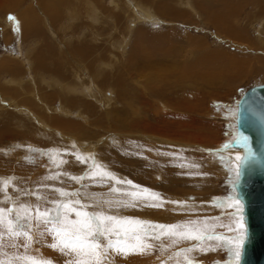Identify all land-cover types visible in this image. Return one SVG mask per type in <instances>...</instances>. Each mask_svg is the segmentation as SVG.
Wrapping results in <instances>:
<instances>
[{"label":"rangeland","instance_id":"rangeland-1","mask_svg":"<svg viewBox=\"0 0 264 264\" xmlns=\"http://www.w3.org/2000/svg\"><path fill=\"white\" fill-rule=\"evenodd\" d=\"M12 2L0 0V208L27 207L32 219L21 229L32 239L10 237L0 225V259L27 264L16 258L32 256L75 264V252L49 247L54 243L51 226L36 219L37 209L55 216L58 203L71 202V208L83 212L152 221L140 226L106 222L114 228L108 239L135 247L108 248L101 264L234 261L229 239H181L153 225H179L180 232L185 226L203 229L237 244L234 238L243 235L236 258L241 264L248 216L241 198L234 199L236 205H223L236 197L237 180L216 153L223 156L243 143L234 134L233 117L238 119L237 108L249 90L264 88V0ZM145 9L151 18H145ZM151 35L169 37L162 62L157 55L145 57ZM189 63L199 72L191 82L180 83L179 69ZM199 63L204 69L195 66ZM155 76L158 80L151 79ZM162 92L165 98H159ZM193 92L196 128L184 125L180 131L189 130L194 139L170 140L153 150L158 122L147 112L169 97L177 105L191 100L184 96ZM145 114L149 119L140 120ZM64 212L73 221L86 219ZM5 215L14 219L15 211ZM100 243L107 240L101 237Z\"/></svg>","mask_w":264,"mask_h":264},{"label":"snow or ice","instance_id":"snow-or-ice-1","mask_svg":"<svg viewBox=\"0 0 264 264\" xmlns=\"http://www.w3.org/2000/svg\"><path fill=\"white\" fill-rule=\"evenodd\" d=\"M10 19H15L14 17H9ZM244 143H247V137H242ZM79 158V157H78ZM237 162H242L243 158L241 155L237 154L235 157ZM98 167V166H97ZM240 164L237 163L235 165L236 176L239 177L240 173L238 171ZM99 173H93L96 175ZM104 175H111L110 173H103ZM8 182L5 181V184ZM131 183V182H129ZM145 192L148 190L145 189ZM61 195H68V193L61 191ZM133 195H137L133 193ZM153 196H158V194L153 193ZM78 203V201H77ZM152 206H159V205H152ZM64 209H68L69 211H75L77 217L83 216L86 219L84 220H70L68 216L65 214ZM15 211V218L10 219L5 214L7 213L9 216ZM32 219L29 209L25 206H21L19 209H3L0 208V225L5 226L6 232L10 237H17L23 235L26 237L28 241H31V236L27 231H23L21 229V223L27 222ZM36 219L44 223L45 225H50L51 227L48 228L53 234L54 243L50 244L49 247L54 249H58L61 252H65V249H68L66 254H71L73 252L76 253L77 259L75 264H101L103 259V253L108 248H116L117 250L122 251V246L127 247H135L133 245H128L126 240H112L108 239L109 234L114 232L113 227L106 226V222H115L117 225L129 223V218H116L113 216L105 215L103 212H83L78 209L71 208V202L68 203H58L57 208L55 209V216H52V210H45L44 212H40L39 209L36 211ZM136 225H147L151 222L147 221H134ZM30 227V224L28 225ZM154 228H162L167 230V234L178 236L181 239H196L203 241L205 238L208 240L216 239H229L230 247L229 251L232 254L234 261L228 262V264H238L236 262V258H238L241 254L242 246H243V235H238L235 237V240H239L240 243L236 244L232 241L231 238H225L221 236H214L203 229H195L188 228L185 226V231H176L180 226L179 225H153ZM208 226L205 225V228ZM242 227V224L238 226ZM117 236L120 235V232H115ZM127 234V233H125ZM4 233L0 232V240L3 239ZM104 237L107 240V244H101L100 238ZM137 241H141V236L137 235L135 237ZM178 241H173L176 243ZM27 248L29 245L26 243L23 245ZM148 247V245H145ZM211 248L201 247L202 251H207ZM212 250H215L212 248ZM182 251H191V249H184ZM17 260L27 262V264H51L49 260H41L37 259L36 257L32 256H23L17 257ZM0 264H14L13 260H4L0 259ZM66 264H73V261H66ZM187 264H194L193 261L188 260Z\"/></svg>","mask_w":264,"mask_h":264},{"label":"bare ground","instance_id":"bare-ground-1","mask_svg":"<svg viewBox=\"0 0 264 264\" xmlns=\"http://www.w3.org/2000/svg\"><path fill=\"white\" fill-rule=\"evenodd\" d=\"M7 1H11L10 3L7 2ZM7 1H4L3 0V3L5 2V4H10L12 5V0H7ZM58 1V0H57ZM129 1V0H128ZM136 1V0H134ZM56 2V0H55ZM64 2V1H63ZM54 3V2H53ZM60 3V2H59ZM16 4V3H15ZM55 4V3H54ZM58 4V3H56ZM139 4V3H138ZM141 6H143L142 4H140ZM14 6V5H12ZM60 6V5H59ZM57 6V7H59ZM190 6V5H189ZM49 7V6H48ZM55 7V6H54ZM139 7V6H138ZM56 8V7H55ZM60 8V7H59ZM145 8V7H143ZM92 12L94 13L96 11V8L95 6H93L92 8ZM55 10V9H54ZM144 10V9H143ZM147 11L146 13V16L145 18H151L152 17V12L148 9H145ZM138 11V10H137ZM169 11V10H168ZM167 11V13H168ZM172 11V10H171ZM34 12V11H33ZM98 12V11H97ZM96 12V14H97ZM100 12V11H99ZM165 12V11H164ZM61 13V12H60ZM56 14V13H55ZM58 14V13H57ZM140 14V13H139ZM157 15V14H156ZM175 15V14H174ZM173 15V16H174ZM218 15V14H217ZM215 17V16H214ZM218 17V16H217ZM95 18V17H94ZM154 18V17H153ZM219 18V17H218ZM225 18V17H224ZM228 18V17H227ZM31 19V18H30ZM96 19V18H95ZM219 20V21H218ZM217 21L219 23H221V19H218ZM224 20V19H223ZM30 21V20H29ZM216 21V19H215ZM27 23V22H26ZM36 24V23H35ZM34 24V27L36 29V26ZM40 24V23H39ZM40 26V25H39ZM150 42L148 44V48L145 50L144 54L148 55V56H145L146 58H149L152 57L153 55H157L159 56L160 58L158 59V61H163V57H165V53L168 51V47H169V44H170V40H169V37L165 36H158V35H151V37H149ZM146 42H148L146 40ZM40 54V53H39ZM233 57L229 56L228 59L232 60ZM225 60V63H226V59L224 58ZM161 61V62H162ZM161 63L158 64L157 68L160 66ZM190 64V65H189ZM187 64V67L185 66H182L180 69H179V78H180V83L182 82H191V78L199 71L195 70L193 68V65H191V63ZM219 67L221 68V65L218 64ZM150 66V65H149ZM196 67H199V68H202L204 69L202 63H199V64H195ZM1 68V67H0ZM217 69V66L214 65L213 68L211 70H216ZM0 71L2 72V70L0 69ZM13 71V70H12ZM16 72V71H15ZM17 74V73H16ZM239 74V73H238ZM14 76V75H12ZM18 77V76H17ZM185 78V79H183ZM152 80L153 79H157V77H152L151 78ZM178 79V78H177ZM158 80V79H157ZM193 81V79H192ZM17 82V80L15 81ZM159 82V81H158ZM7 84V83H6ZM95 85V84H94ZM19 86V85H18ZM4 87V86H3ZM160 87V86H159ZM158 88V87H157ZM256 89H264V88H256ZM255 90V89H254ZM161 91H163L161 89ZM250 91V90H249ZM248 91V92H249ZM253 91V90H252ZM156 92V91H155ZM159 93V92H158ZM247 94V93H246ZM245 94V96H246ZM164 93L162 92V94L160 95L159 98H165L164 96ZM168 96V95H167ZM244 96V98H245ZM186 98H190L191 100H186V102L184 103H181V104H175L173 103V101L170 99V97L168 98V102L167 103H156V105L153 104V107H152V110H149V114H151V117H153L158 123H156L155 125V134H157L156 136V145H154V149H157V148H162V147H165V142L166 143H170V140H180L182 137L183 138H187L189 139L190 141H192L194 139V136L195 135H191L190 134V131L187 130V131H180V129L184 128V125H186V128H191L193 127L194 130L196 127H194V124L195 122H191L192 120L193 121H196L197 120V116L194 115L198 110H197V107L198 105L197 104H194L193 103V100L192 98H194V92L191 93L190 95H187V96H184ZM243 98V100H244ZM23 100V99H22ZM157 100V99H156ZM159 100V99H158ZM162 100V99H161ZM166 100V99H165ZM242 100V102H243ZM30 101V100H29ZM24 102V101H23ZM149 104V103H148ZM135 105V104H134ZM14 106V105H13ZM134 106H132L133 108ZM145 107V106H144ZM147 107V106H146ZM135 108L137 109H140L138 106L136 107L135 105ZM240 108V112L238 113V119L235 120V118L233 117V124H234V134L236 136H238V139H242V137H246L248 136V139H247V143L245 144L243 139L241 141H243V143L240 142V146H237L236 148H233V149H227V152L224 153L225 158H223L222 155L217 154L218 158L220 159V162H223L222 165L224 166L225 165V170H228L229 172H232L233 175H235V178L237 181H234V189L236 191V194L235 195L236 197H231V198H228V199H225L224 202H223V205L226 206L227 204L229 205H236L237 202L234 201V199H238V198H241L243 201V203H245V210H246V215L248 216V223H249V235H248V241L246 240V250L245 252H243V258H242V261H241V264H244L245 263V259H246V253L247 252H253L255 253V256L258 254L259 252V248H257L258 250H256V248H253V246L251 245V221H250V212H249V208H248V198H247V195L244 191V188H243V183H242V176L241 174H243V164L247 161V158L246 157H249V159H253L254 156L256 155V152H257V149H258V144L259 142L257 141L258 138L257 135L258 134H261V130H260V127L262 124H259L258 121H255L254 118L252 117H243V120H244V124H243V127H240V122H239V118H240V113H241V110H242V103H241V106H239L237 109ZM134 109V108H133ZM147 110V108H146ZM180 110H186V112H190V114L188 115H182L180 114ZM134 111V110H133ZM143 111V110H142ZM167 111V113H166ZM228 112H225V113H230L231 111L227 110ZM146 112V111H145ZM192 112V113H191ZM135 113V111H134ZM194 113V114H193ZM142 114V112H141ZM153 114V115H152ZM233 114H236V111L234 112L233 110ZM231 114V115H233ZM147 114L143 115V116H146ZM156 115V117L154 116ZM230 115V114H229ZM141 116V115H140ZM147 117V116H146ZM150 117V116H149ZM149 117L145 118L142 117V118H139L140 120H145L147 121L149 119ZM53 120V119H52ZM54 121V120H53ZM153 122V121H152ZM192 123V125H191ZM57 124V123H56ZM60 125V124H59ZM135 125V122L134 124ZM152 127V123L150 124H147V126ZM154 126V124H153ZM264 127V126H263ZM134 128V126H133ZM193 131V130H192ZM154 134V133H153ZM233 136L234 138L236 136ZM169 137V138H168ZM147 148H151V145L148 146L146 145ZM76 148V147H75ZM262 149L264 150V143H262ZM152 150V149H151ZM228 153V154H227ZM239 154L242 156L243 158V161L242 162H237L236 160L233 161V159H235L236 155ZM234 156V157H233ZM232 157V158H231ZM82 158V157H81ZM85 158V156H84ZM223 158V160H222ZM228 160V161H225V160ZM169 163V162H168ZM176 163V162H175ZM178 163V162H177ZM189 163V162H187ZM239 163L240 164V167L238 169L240 175L239 177L236 176V171L237 169L235 168V165ZM191 164V163H190ZM228 164V165H227ZM201 165V164H200ZM166 166L168 167H173L174 166V163L171 162L169 164H167ZM193 166V164H192ZM200 167V166H199ZM191 168V167H190ZM102 169V168H101ZM193 169V167H192ZM100 170V169H99ZM134 171V170H133ZM197 172H200V171H197ZM135 173V171H134ZM187 173V172H186ZM203 173V172H202ZM160 174V173H159ZM199 174V173H198ZM162 176V175H161ZM190 176V175H189ZM193 177V176H192ZM197 182V181H196ZM152 184V183H151ZM146 186V185H145ZM146 189V188H145ZM151 189V188H150ZM147 188V192H151L153 190H150ZM153 189V187H152ZM165 193H163L164 195ZM166 195V194H165ZM148 196V195H147ZM152 197V196H151ZM150 198V197H149ZM222 198V197H221ZM162 199V198H161ZM166 199V198H165ZM163 198V200H165ZM174 199V198H173ZM219 199V198H218ZM172 200V199H171ZM180 201V200H179ZM178 201V202H179ZM174 202V201H173ZM240 203V202H239ZM175 204V203H174ZM242 205V204H241ZM240 205V206H241ZM239 206V207H240ZM236 210V209H235ZM242 214V212H241ZM245 215V214H244ZM138 218V217H137ZM131 219V218H130ZM147 221V222H151V220H149L146 216L144 217H141L139 219H133L132 221L130 220V222H134V221ZM129 222V223H130ZM154 222V221H153ZM169 222V221H168ZM183 222V221H182ZM192 223V222H191ZM196 223V222H195ZM171 224V222H170ZM243 224V223H242ZM245 224V223H244ZM131 225V224H130ZM134 225V224H133ZM132 225V226H133ZM136 225V224H135ZM189 225V223H188ZM246 225V224H245ZM137 226H140V225H137ZM135 227V226H134ZM136 228V227H135ZM130 229V228H128ZM133 229V228H132ZM135 237V236H134ZM262 242V245L264 244V240L261 241ZM147 244V243H146ZM237 244V243H236ZM259 247V246H258ZM263 247H261V250H262ZM259 257V256H258Z\"/></svg>","mask_w":264,"mask_h":264},{"label":"water","instance_id":"water-1","mask_svg":"<svg viewBox=\"0 0 264 264\" xmlns=\"http://www.w3.org/2000/svg\"><path fill=\"white\" fill-rule=\"evenodd\" d=\"M252 117L259 124L261 134L256 138L259 142L256 155L253 159L247 158L243 164L242 183L244 191L248 198V208L251 221V245L253 248H259L258 254L255 256L253 252L246 253L244 264H264V89H255L247 92L240 113V127H243V117ZM234 157V156H233ZM232 158V157H231ZM235 161V159H233ZM259 246V247H258ZM261 247L262 250H261ZM259 256V257H258Z\"/></svg>","mask_w":264,"mask_h":264}]
</instances>
